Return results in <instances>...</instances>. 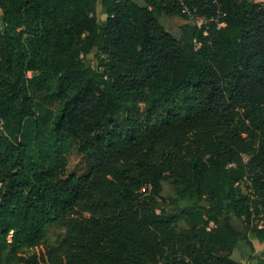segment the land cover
I'll list each match as a JSON object with an SVG mask.
<instances>
[{
  "label": "trees",
  "instance_id": "trees-1",
  "mask_svg": "<svg viewBox=\"0 0 264 264\" xmlns=\"http://www.w3.org/2000/svg\"><path fill=\"white\" fill-rule=\"evenodd\" d=\"M97 2L0 0V264L22 248L20 264H242L240 243L264 264V3L103 0L100 22ZM163 16L205 23L176 38ZM26 36L55 42L44 102Z\"/></svg>",
  "mask_w": 264,
  "mask_h": 264
},
{
  "label": "rangeland",
  "instance_id": "rangeland-1",
  "mask_svg": "<svg viewBox=\"0 0 264 264\" xmlns=\"http://www.w3.org/2000/svg\"><path fill=\"white\" fill-rule=\"evenodd\" d=\"M135 4L144 7L145 6V0H132ZM249 2L259 3L263 4L264 0H248ZM102 2L103 0H98L95 14L100 22L104 21L106 19V16L103 13L102 8ZM1 15V11H0ZM203 23H205L204 20L193 18L189 21H186L179 17H166L163 16L162 18V24L166 27V29L171 32L176 38H179L181 36V29L187 25H198L201 26ZM26 42H28L30 45H37V48L39 49V52L41 54V59L39 61L37 70L35 72L29 73V78L33 81L32 84V96L35 101L44 102L46 98H49L52 94L56 93L58 90V83L55 76V72L52 68V48L54 45V40L50 41H44V42H38L36 43L34 38H30L26 36ZM50 44V45H48ZM96 53H93L91 56H89L86 59V62L93 68L96 69L98 66L97 60L95 58ZM82 58V57H81ZM48 107L52 108L55 112L59 110L58 104H47ZM69 159V165L67 168V174L68 175H75L78 177H84L87 176L91 171V166L88 164L85 160V158L80 154L78 147H74L68 156ZM164 186V197L168 199L173 194V188H172V182L171 180L165 182L163 184ZM251 184L249 181H245L242 183L239 188L241 189V192L245 195H250V187ZM260 220L259 218L256 219V222ZM233 226L236 230H244V226L241 221L234 220ZM68 229L66 226L62 225H55L52 227H49L46 232L45 237V243L57 246L61 241H63L67 236ZM250 237L254 238V236L249 235ZM249 251V248L244 245L243 243H240V245L237 247V249L234 251L232 258L235 261H239L238 257L243 258V254H247ZM33 252L22 248L17 255H5V261L3 264H20L21 258L25 255L32 254ZM236 254V255H235ZM235 255V257H234ZM238 256V257H237ZM244 259V258H243Z\"/></svg>",
  "mask_w": 264,
  "mask_h": 264
},
{
  "label": "crops",
  "instance_id": "crops-1",
  "mask_svg": "<svg viewBox=\"0 0 264 264\" xmlns=\"http://www.w3.org/2000/svg\"><path fill=\"white\" fill-rule=\"evenodd\" d=\"M239 231L244 232V230H239ZM249 238H250L251 242L253 243L254 249L256 251V255L257 256L261 255L264 252V242H260V241L256 240L255 238H252L250 236H249ZM235 255H234V257H235ZM238 260L239 261H237V262H240L242 264H246V261L242 257H238ZM250 264H257V261L252 260Z\"/></svg>",
  "mask_w": 264,
  "mask_h": 264
},
{
  "label": "built area",
  "instance_id": "built-area-1",
  "mask_svg": "<svg viewBox=\"0 0 264 264\" xmlns=\"http://www.w3.org/2000/svg\"><path fill=\"white\" fill-rule=\"evenodd\" d=\"M222 25H219V27H221ZM2 130V127L0 126V131ZM260 224V227H262L264 225V221H262Z\"/></svg>",
  "mask_w": 264,
  "mask_h": 264
}]
</instances>
